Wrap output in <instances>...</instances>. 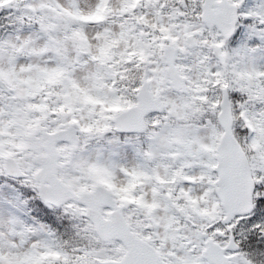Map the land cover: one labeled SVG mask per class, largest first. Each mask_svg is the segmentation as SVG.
<instances>
[{
    "label": "snow or ice",
    "instance_id": "6c2138e0",
    "mask_svg": "<svg viewBox=\"0 0 264 264\" xmlns=\"http://www.w3.org/2000/svg\"><path fill=\"white\" fill-rule=\"evenodd\" d=\"M0 264H264V0H0Z\"/></svg>",
    "mask_w": 264,
    "mask_h": 264
}]
</instances>
